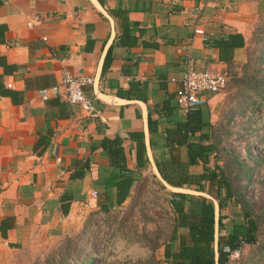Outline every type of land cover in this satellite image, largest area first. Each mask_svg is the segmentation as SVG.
I'll return each instance as SVG.
<instances>
[{"label": "crops", "instance_id": "0c3cea01", "mask_svg": "<svg viewBox=\"0 0 264 264\" xmlns=\"http://www.w3.org/2000/svg\"><path fill=\"white\" fill-rule=\"evenodd\" d=\"M117 11L130 29L124 44ZM261 16L264 0H0V242L18 250L43 244L82 215L120 208L150 179L176 192L154 167L155 158L168 159L159 147L165 125L152 124L149 134L147 118L153 122L168 98L176 107L186 62L224 71L208 40L240 34L244 46L233 51L232 63H244ZM62 71L91 79L82 91L96 114L87 116L56 95L40 99V90L57 85ZM211 95L200 97L210 123ZM138 135L144 147L140 167ZM105 138L120 140L132 178L120 205L105 183L112 182L111 158L101 148ZM177 152L186 161L185 146ZM62 196L70 197L65 216ZM183 232L178 230L176 245Z\"/></svg>", "mask_w": 264, "mask_h": 264}, {"label": "rangeland", "instance_id": "374dc122", "mask_svg": "<svg viewBox=\"0 0 264 264\" xmlns=\"http://www.w3.org/2000/svg\"><path fill=\"white\" fill-rule=\"evenodd\" d=\"M263 19L255 20L252 33L256 25L264 28ZM254 38L251 35L245 49L246 64L225 66L227 82L210 101L211 123L221 129L225 150L220 153L222 166L260 228L258 242L242 244L232 264H256L264 256V52L258 55ZM170 192L151 179L144 181L120 208L82 215L43 244L18 250L0 242V264H36L50 255L57 259L63 249L69 253L67 264H79L84 257L91 259L89 264H165L163 244L172 224ZM237 211L230 204L224 214L229 219Z\"/></svg>", "mask_w": 264, "mask_h": 264}, {"label": "trees", "instance_id": "16d2710c", "mask_svg": "<svg viewBox=\"0 0 264 264\" xmlns=\"http://www.w3.org/2000/svg\"><path fill=\"white\" fill-rule=\"evenodd\" d=\"M113 14L121 16L124 44L130 29L126 26L124 13L117 11ZM252 35L259 45L258 55L261 56L264 52V28L256 25ZM206 45L216 50L217 61L231 66L233 51L242 48L244 41L240 34L227 32L208 40ZM245 64L246 61L241 65ZM170 101L168 98L163 102L160 113L153 122L150 117L147 118L149 134L152 124L165 125L161 136L162 145L159 147L168 153V159L158 161L155 158L154 167L161 181L169 188L187 190L198 195L169 193L167 202L172 213V224L169 237L163 244V261L165 264H227L230 252L239 249L242 244L252 246L258 242L259 222L252 217L254 214L248 202L232 187L227 178L220 157V153L225 151L220 144L221 129H216L210 123V113L206 105L201 104L182 113ZM177 109L181 112L180 116L176 115ZM168 124L173 126L166 127ZM141 137L138 135L139 141L135 144L137 167L142 165L144 156ZM120 143L117 138H105L101 141V148L110 155L112 168V174L108 178L112 182H104L106 186L115 189L116 205L125 200L132 184ZM149 143L153 144L152 140ZM180 146H185L186 161L179 159L177 150ZM197 166L199 171L190 170ZM158 185L163 188L159 183ZM60 202L61 216H65L70 197L62 196ZM230 204L238 211L228 219L224 210ZM179 229H184L185 235L182 236L180 245L174 248ZM224 248L228 251H223ZM68 256L69 253L63 249L57 259L50 255L36 264H67ZM90 261L91 259L84 257L79 264H89ZM256 264H264V256Z\"/></svg>", "mask_w": 264, "mask_h": 264}, {"label": "built area", "instance_id": "2783aa9c", "mask_svg": "<svg viewBox=\"0 0 264 264\" xmlns=\"http://www.w3.org/2000/svg\"><path fill=\"white\" fill-rule=\"evenodd\" d=\"M195 34L202 35V31L194 29ZM227 81L225 72H209L199 70L190 62H186L185 70L180 79V85L174 95L176 107L186 113L202 103V94H215L219 92ZM88 77H73L67 71H62L59 82L48 89H42L39 92L40 99L46 100L49 95L59 96L67 103L78 105L87 116L96 114L94 107L82 91V86L90 84ZM91 198L96 197L95 192H91ZM223 251H228L224 248ZM238 249L229 253L227 264H232V259L236 257Z\"/></svg>", "mask_w": 264, "mask_h": 264}, {"label": "water", "instance_id": "95a60500", "mask_svg": "<svg viewBox=\"0 0 264 264\" xmlns=\"http://www.w3.org/2000/svg\"><path fill=\"white\" fill-rule=\"evenodd\" d=\"M161 180V179H160ZM168 187V186H167ZM173 189V188H171ZM176 192H182V193H189V194H194V195H198V193H194L191 191H187V190H182V189H176ZM202 196H205L204 194H201ZM207 197V196H206ZM215 235V234H214Z\"/></svg>", "mask_w": 264, "mask_h": 264}]
</instances>
